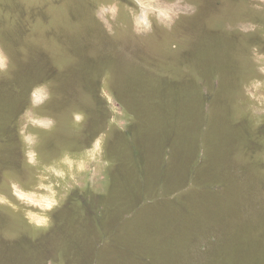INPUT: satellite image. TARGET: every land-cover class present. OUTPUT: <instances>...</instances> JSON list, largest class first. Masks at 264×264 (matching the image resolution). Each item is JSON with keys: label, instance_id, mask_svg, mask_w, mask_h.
Here are the masks:
<instances>
[{"label": "rangeland", "instance_id": "obj_1", "mask_svg": "<svg viewBox=\"0 0 264 264\" xmlns=\"http://www.w3.org/2000/svg\"><path fill=\"white\" fill-rule=\"evenodd\" d=\"M0 264H264V0H0Z\"/></svg>", "mask_w": 264, "mask_h": 264}]
</instances>
